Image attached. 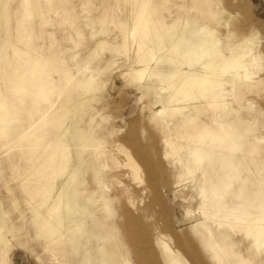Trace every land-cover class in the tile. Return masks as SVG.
Instances as JSON below:
<instances>
[{
	"label": "bare ground",
	"instance_id": "6f19581e",
	"mask_svg": "<svg viewBox=\"0 0 264 264\" xmlns=\"http://www.w3.org/2000/svg\"><path fill=\"white\" fill-rule=\"evenodd\" d=\"M125 1L124 9L120 7L126 10L125 18L116 17L112 10L118 4L110 3L99 19L111 20L120 29V47L131 60L126 75L136 84L158 81L152 92L156 98L165 97V102L153 113L159 121L148 137L149 147L155 148L151 159L121 146L123 136L121 141L111 142L125 153L122 166L90 127L91 113L89 119L82 118L89 107L86 101L95 94L94 86L87 91L85 74L77 77L69 65L56 66L63 56L54 49L52 34L47 49L35 45L31 20L35 15L41 19L40 25L47 20L40 0L21 1L15 43L0 76V143L11 151L7 158L11 176L0 170V180L8 186L10 179H21L20 194L33 213L32 238L41 248V253L31 249L32 264L38 260L45 264H162V260L194 264L171 223L156 233L138 225L134 193L148 191L145 177L151 184L157 172L166 177L174 174L175 188L186 180L194 183L199 199L196 220L201 219L208 235L207 242L204 237L201 240L218 264H255L264 254V146H259L264 127L250 123L248 111L253 102H245L242 94L235 93L238 88L260 92L259 84L264 86L262 57L251 45L254 38L228 45L229 54H225L221 35L208 34L206 23L193 26L187 17H181V22L174 18L169 24L165 15L166 11L172 16L168 0ZM233 16L222 13L226 25ZM190 45L191 51L182 55ZM174 58L181 63L175 64ZM168 66L175 71L166 80ZM75 90H86L79 101L73 97ZM229 95L236 105L227 101ZM101 99H95L96 105ZM132 125L130 130L136 127ZM121 128L113 126L103 137L117 135ZM125 138L130 141V135L129 140ZM111 163L117 167L112 175L114 188L105 173ZM7 189L14 207L8 214L15 218L21 201ZM111 201L117 202L119 222L115 225L124 241L114 233L105 236L104 230L116 228L114 223L101 222L110 218ZM25 218L26 213H20L18 219L27 227ZM224 225L230 230L220 231ZM236 231L250 241L247 256L236 249ZM189 237L185 238L197 254L194 238ZM19 238L0 211V264H10L11 242H19ZM200 264H206L202 257Z\"/></svg>",
	"mask_w": 264,
	"mask_h": 264
},
{
	"label": "rangeland",
	"instance_id": "374dc122",
	"mask_svg": "<svg viewBox=\"0 0 264 264\" xmlns=\"http://www.w3.org/2000/svg\"><path fill=\"white\" fill-rule=\"evenodd\" d=\"M21 1L0 0V76L9 58L11 44L15 43L13 33L16 18L21 13ZM168 1L167 6L172 11V16H168L166 11L165 15L166 21L169 24L175 22L174 18H176L177 22H181L184 17H187L189 23L193 26H198L200 22L202 24L206 23L210 27V30L207 32L208 34L216 33L217 35H221L220 45L223 46L225 54H229L228 45L253 37L254 40L251 45L254 46L255 54H261L262 60L259 63L262 64L263 70L261 74L264 76V0ZM104 3L108 4L105 5ZM110 3L113 5L118 4L119 8L116 6L117 8L115 7L112 10L115 12V16L125 18L126 10L124 12L120 9V7L124 9L125 0H51L50 2L40 0V8L44 11L47 22L40 25L41 19L35 15L31 20V28L35 37V45L43 46L46 49L51 45V41L49 40L51 38L50 34L53 35L54 43L56 42L54 49H59L58 52L63 56V59H60V62L56 63L57 67L69 65L77 77L85 74L88 79L87 91L94 86L92 89L95 92L94 96L85 103L87 107L89 106L88 109L90 111L88 112L87 109V112L82 113V118L89 119L87 115L91 113L92 121L90 122V127L97 133L103 144L109 145V149L115 153V156L120 161L119 165L122 166L125 153L115 149L114 143L111 142L114 140L121 141L120 138L123 136L121 146L127 147L126 149L131 151L130 153L133 155L141 151V153L146 154L148 159H151L155 148L149 147L148 137L150 132L156 131V125L159 121V118L155 117L153 113L154 110L162 107L165 97L156 98L152 92V88L159 86L158 81L154 84L150 81L148 83L136 84L126 75L125 72L128 71L131 60H129L127 53L120 47L123 44L120 29L111 20L101 21L99 19V16L106 11L105 6L109 7ZM225 11L234 14L230 25H226L224 19H222V13ZM100 41L104 42L103 46L100 45ZM193 41L192 43H196ZM190 51L191 48L181 54L184 55ZM173 62L175 64L181 63L180 60L175 58ZM172 67L168 66L166 68V80L174 76L172 75L174 73L172 72L174 70ZM54 77L55 79H59V75L56 72L54 73ZM231 88V85L227 86V90H231ZM259 88L260 92L238 88L235 90V93L242 94L243 101L253 102L252 108L248 111L250 112V123H254L257 127H261L262 125L264 127V86L259 84ZM84 92L73 91L75 101H79L82 97L80 94L82 95ZM97 98H102L98 105L94 102ZM227 101L233 102L236 105L232 95L228 96ZM130 121H132L131 124L129 123ZM130 125H135L137 128L132 127L130 130ZM113 126L115 128L122 127L123 129L121 128L122 131L117 135L114 132V134H109L104 138L103 132H109ZM134 128H136V132ZM129 135L130 141H126L125 139L127 138L125 137L127 136L129 140ZM133 135L136 137L137 143L135 140V142L131 140V138L134 139ZM141 144L143 147H141ZM259 146H264V138L260 141ZM141 148L144 152H142ZM157 148L162 150L161 146ZM10 152L8 147H2L0 143V167L4 168H0V170H3L2 172L5 175L7 174L6 177L11 176V174L9 175L10 168L7 163V158L11 154ZM116 168V165L111 163V166L107 167L105 171L107 174L106 180L110 188L116 186L112 179L114 169ZM145 178L146 181H143L145 185L149 183L147 184L149 190L141 194L134 193V196L138 197V213L140 215V219H137L138 225L145 231L148 230L149 232L156 233L160 228H164L165 223L169 222L183 238V244L194 264H200L201 257L206 264H218L212 258V252L204 246L201 240L204 237V242H207L205 240H207L208 235L206 233V226L200 223L201 219L196 220L198 217L199 199L196 195L194 183L192 182L191 184V180H186L182 182L180 188L172 187V184L177 180L176 176L172 173L166 177L163 173L157 172L155 181L151 184L147 181L148 177L146 176ZM3 183L4 181L0 180V211L5 216L9 229L15 231L20 236L19 242L16 240L11 242L10 264H32L34 261L31 258V249L41 253V248L38 245V241L32 238L35 233L32 226L33 213L31 208L25 203L26 197L20 194L19 186L21 179H10L8 186ZM8 187L15 192L21 201L20 210L15 212V218H11L8 214L10 213L11 215V210L14 208L10 200L12 197L11 193L7 192ZM189 210L192 212H189ZM109 211L110 218L106 220L102 219L101 222L105 225L112 223L118 225L119 209L116 201L110 202ZM22 212L26 213L24 222H27V227L22 226L21 220L18 219ZM227 230L229 231L230 228L225 225L220 228V231ZM104 231L107 232L106 238H110L114 233L118 239L124 241L117 226L115 229L111 226ZM188 234L191 238H194L197 246L196 249L199 250L197 254L196 251L192 250L188 240L185 238L186 236L189 237ZM233 240L237 244V251L247 256L250 241L245 238V235L236 231L233 235ZM37 263L45 264L41 260H38ZM162 264L166 263L162 260ZM255 264H264V254L255 260Z\"/></svg>",
	"mask_w": 264,
	"mask_h": 264
}]
</instances>
